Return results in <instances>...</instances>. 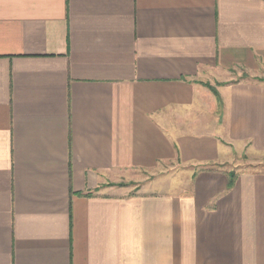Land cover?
<instances>
[{"label": "crops", "instance_id": "crops-1", "mask_svg": "<svg viewBox=\"0 0 264 264\" xmlns=\"http://www.w3.org/2000/svg\"><path fill=\"white\" fill-rule=\"evenodd\" d=\"M245 154L264 0H0V264H264ZM135 172L156 180L109 182Z\"/></svg>", "mask_w": 264, "mask_h": 264}, {"label": "rangeland", "instance_id": "rangeland-1", "mask_svg": "<svg viewBox=\"0 0 264 264\" xmlns=\"http://www.w3.org/2000/svg\"><path fill=\"white\" fill-rule=\"evenodd\" d=\"M239 69H233L229 73L213 74L209 77L203 78L200 83L208 90L214 97H218L219 89L222 85L229 83L228 81H235L242 77L246 78V73H240ZM219 98V97H218ZM230 174L237 175L242 171L250 170L264 173V154L258 156H236L235 160L227 164ZM156 180L154 175L144 174L142 172H135L133 174H126L125 176L116 178V181H109L116 183L119 186H124L130 191V195H135L148 183Z\"/></svg>", "mask_w": 264, "mask_h": 264}, {"label": "trees", "instance_id": "trees-1", "mask_svg": "<svg viewBox=\"0 0 264 264\" xmlns=\"http://www.w3.org/2000/svg\"><path fill=\"white\" fill-rule=\"evenodd\" d=\"M229 185H232L236 179V175L235 174H230L229 173Z\"/></svg>", "mask_w": 264, "mask_h": 264}]
</instances>
